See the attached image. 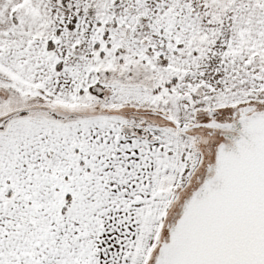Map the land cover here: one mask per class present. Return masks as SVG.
<instances>
[{
	"label": "snow or ice",
	"instance_id": "6c2138e0",
	"mask_svg": "<svg viewBox=\"0 0 264 264\" xmlns=\"http://www.w3.org/2000/svg\"><path fill=\"white\" fill-rule=\"evenodd\" d=\"M0 264H264V0H0Z\"/></svg>",
	"mask_w": 264,
	"mask_h": 264
}]
</instances>
